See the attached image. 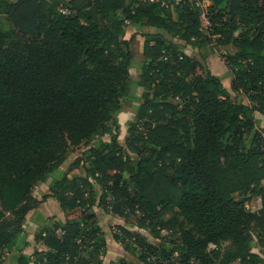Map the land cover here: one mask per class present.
Instances as JSON below:
<instances>
[{"label":"trees","instance_id":"1","mask_svg":"<svg viewBox=\"0 0 264 264\" xmlns=\"http://www.w3.org/2000/svg\"><path fill=\"white\" fill-rule=\"evenodd\" d=\"M211 2L210 7L226 15L225 21L214 25L222 47L217 53L255 104L219 100L228 95V90L218 76L208 72L203 76L200 61L183 53L176 42L151 33L143 43V55L149 61L137 83L152 91L151 95L143 94L137 111L138 118L145 120L141 140L150 146V156L137 160L127 157L123 145L113 137L89 147L85 177L68 178L65 174L46 187L47 175L57 170L75 145L100 129L110 131L107 123L122 111V102L135 99L129 73L132 39H119L124 26L162 27L183 45L198 49H206L207 38L199 29L196 9L186 1L174 5V18L150 1H139L132 10L125 6V0H0V171L15 174L9 181L0 174V250H13L24 221L49 196L57 198L64 212L80 210L77 217L65 222L53 216V232L36 236L50 251L36 260L15 253V264H128L124 257L115 261L98 257L104 233L93 221L94 213L87 211L106 198V191L111 203H116L118 216L123 213L117 204H129L141 211L144 222L151 220L155 225L153 220L157 219L160 228L172 230L178 219L164 220L163 216L185 208L186 226L191 222L203 236L212 232V244L216 245L217 239L227 243L209 254L205 243L189 230L183 235V243L170 249L176 259L163 264H264V257L252 251L264 250V190L256 185L250 189L253 194L261 193V207L253 212L245 200L231 195L236 187L222 190L218 179L207 171L208 164L223 161L230 165L242 136L253 129V113L264 111V0ZM59 4L68 5L73 13H59ZM119 10L124 16L118 15ZM245 19L261 31L241 35L238 50L232 54L223 46L232 38L236 22ZM162 50L172 51L173 57L164 61ZM207 50L206 55L215 53ZM169 96L195 104L192 122L181 113L183 106L171 103ZM228 133L233 145L222 146L221 139ZM261 138L260 131H254L251 144L256 145ZM128 150L136 152L137 147L129 143ZM177 161L182 164L174 169L179 176L176 180L166 170ZM124 173L134 183L133 197ZM189 174L202 182L191 193L182 187ZM91 178L101 186L98 197ZM35 186L50 192L37 200L31 194ZM4 213H12L14 221L3 220ZM86 238L92 241L93 249L88 258L81 257ZM151 257L147 259L153 260Z\"/></svg>","mask_w":264,"mask_h":264},{"label":"rangeland","instance_id":"2","mask_svg":"<svg viewBox=\"0 0 264 264\" xmlns=\"http://www.w3.org/2000/svg\"><path fill=\"white\" fill-rule=\"evenodd\" d=\"M210 13L215 27L219 26L223 21H225L226 15L222 12H217V10L210 7ZM1 18H6V16H1ZM6 24L8 27L13 28V25L10 21H7ZM258 31H261V28L258 30L257 27H253L248 22V19L237 21L236 27L233 28L232 38L229 39L223 47L226 49V51L235 54L238 50L237 41L240 40L241 35L247 32L251 36V33H258ZM214 33H217L216 29L214 30ZM262 34L263 35L261 38L264 42V32H262ZM206 38V51H208L207 49H210L215 50V53H217L218 50L222 48L220 46V38H211V40L208 39V37ZM176 43L182 47L181 44L178 42ZM134 44L135 43L132 40V45ZM221 59L224 60V58ZM132 61H136L137 63L139 58L133 54ZM202 65L204 67L203 76H205L207 72L211 74V64L204 62ZM141 70L142 66L140 67L139 65L134 66L133 69H129L130 78L132 81L131 93L135 99L123 101L122 111H126L127 109L131 111V117L129 118L130 120L126 119L127 116H122L119 118L118 113L115 117V120L109 121L107 123L110 131H103L100 129L99 132L93 137L84 140L81 142V144L75 145L73 147V152L66 158H71V168L74 167L84 172L86 167L89 166V147L99 144L101 141H108L113 137H116L123 145L127 157L137 160L139 158L147 159L150 156V146L144 145L141 140V138L145 136V120L139 119L137 116V111L144 99L143 94L145 93L151 95L152 93L150 89L137 84L140 78ZM188 80L192 82L193 76L188 77ZM227 88L228 95L219 97V100L227 99V101L236 104H255V100L252 98L250 93L245 92L240 86H238L234 73L232 72L230 73V80L227 84ZM207 89L211 90L212 86H208ZM168 99L173 104H179L180 107L183 106L184 109H182L181 113L185 114L189 121L192 122V118L196 114L197 109L194 103H190L189 100L174 96H169ZM204 113H207V110L204 111ZM253 115V129L250 133L244 134L242 136V141L239 142V146L237 147V153L232 158L230 163L231 167L228 163H223V161H221L217 164H208L209 168L207 171L209 172L210 177L212 176V178L215 180L218 179V185L222 190L227 191L230 189V187H236L235 190L231 192V195L236 199L245 200V204L248 206V208L253 212H257L261 207V193L258 192L257 194H253L250 189L256 185L258 188L264 190V111H255ZM254 131H260L262 137L261 141L256 145L255 143L251 144ZM183 138L184 137L181 136V139ZM129 143H134V145H136V152L128 150ZM221 145H233L232 135L230 133L226 134L221 139ZM181 164L182 162L177 161L175 164L169 165L166 170V174L169 177L177 180L179 176L174 172V169L176 167H181ZM67 165H69V163L64 166V170L66 169ZM149 169L152 170L153 165H150ZM54 172L49 173L46 178H48V176H50V174L52 175ZM0 174L6 181H9L15 176L12 171L7 170H1ZM123 176L125 183L130 185L128 188L131 197H133L135 190L134 183H132L128 174L124 173ZM184 180L187 183L182 185V187L187 192L191 193L193 188L202 186L201 180L197 179V177H195L193 174L186 175ZM91 181L95 184L97 197L100 196L102 192L101 186L97 184L92 178ZM245 184H247L246 188ZM35 191V187L31 189L32 193ZM104 194H106V198L101 201H97V203H95L87 211L89 214L94 213L95 220L93 221L102 229L104 233L103 238L100 241L104 243V247L100 246L99 250L97 251L100 257L105 256L107 250L110 249L115 253V255L117 254L118 257H124L128 264H163L167 260L173 261L176 259L177 255L171 254L170 249L174 245L183 243V235L186 231L189 232V230H192L195 238H198L205 243V251L209 254H211L212 250L217 249L216 246L223 247L227 244L220 239H217L216 245L212 244L210 242L212 232H209L203 236L197 227L191 222H188V225L186 226L185 217L187 212L185 211V208H177L174 212L167 213L163 216L164 220H168L172 217L174 219H178L174 223V229L170 230L160 228L157 219L153 220L156 221L154 222L155 225L151 224V220H146L144 222L141 219V211L136 206L131 207L129 204L120 202L117 205L123 213V216H120L121 225L115 223L111 224V222H109V218L118 216L114 209L116 203H111L112 198L109 191H106ZM131 197L129 200H132ZM79 214L80 210L78 213L74 212V214L71 213L69 216L75 218ZM4 216L5 217L3 220L5 221H14V216L12 213H4ZM91 221L87 223L85 227L87 229L86 231H88L90 228L88 226ZM143 224H147L148 226H143ZM25 225H28L27 220L24 221L22 229ZM121 228L125 229L129 235L122 232ZM114 237H117V239H114ZM91 243L92 241H89L87 238L85 239L84 247L86 250L81 253V257L88 258L89 255L93 253V249L90 246ZM149 247L154 248L155 251L151 252L148 249ZM15 251L16 249L7 253L5 249H1L0 253L2 257L0 258V264H15ZM102 251H104V253ZM46 252L40 253L44 254ZM40 253L38 252L36 255L39 256ZM148 256H152L151 259L153 260H148Z\"/></svg>","mask_w":264,"mask_h":264},{"label":"crops","instance_id":"3","mask_svg":"<svg viewBox=\"0 0 264 264\" xmlns=\"http://www.w3.org/2000/svg\"><path fill=\"white\" fill-rule=\"evenodd\" d=\"M64 1L69 2L70 0H64ZM139 1H150V0H125V6L128 9L134 10L137 7ZM181 1L188 2V0H174V3H171L172 6L170 8H167V9L164 8V9L167 11L168 14L170 13L174 14V11H175L174 5H176L177 3H180ZM208 3L211 6V3H212L211 0H209ZM117 13L119 16H124L122 11L120 10ZM174 18H176L175 14H174ZM122 29L123 30L119 36V39L126 40V41H129L132 39L135 44L132 45V42H131L130 49L132 50L134 56H137L139 58V61H137V63L136 61H132V65L130 69H133L134 66H137V65H139L140 67L141 66L143 67L145 64L148 63L149 60L146 59L145 56L143 55V43L147 37L151 38V36H148V35L153 33L162 38L170 39L173 42H178L179 44L182 45V47L180 46V49L183 51V53H185L186 55H188L189 57L195 60L200 61L202 64H204V62L210 63L212 67L211 74L214 76H218L220 78V81L223 87L225 89H228L227 84L230 80V73L228 72V65L224 60L221 59V57L217 53H213V54L210 53L206 55L205 47H203L202 49H198V48H193L189 45L185 46L181 43V40H179L177 36H173L171 32H168L162 27L153 28V27H149L146 25L144 26L141 24L128 23ZM204 54L206 56H205V59L202 60L201 56H203ZM130 114H131V111L127 109L126 111H120L118 116L119 118H121L122 116H127V118L126 117L124 118L130 120L129 119L131 117ZM67 163H69V165H67L66 169L64 170V166ZM71 163H72L71 158L65 159L61 163V165L57 168V170H55V172L52 173V175L50 174V176H48V178L45 179V182H44L45 186L46 187L52 186L56 180L60 179L65 174L67 175L68 178H72L74 176L85 177L86 175L85 170L84 172H82L79 169L74 168V167L69 168ZM35 188H36V191L32 193V196L36 198L37 200H40L41 196L44 193L50 192L48 189L41 190L38 186H35ZM77 211L78 209L64 212L57 198L51 197V196L46 198L44 201L39 202L38 207L26 218L28 225L23 226V232L21 233L20 240L18 244L15 247H13L12 251L16 249L15 251L16 253H24V254L30 255L33 260L38 259L39 256L42 254L40 252L50 251V249L43 244L42 240L40 239L37 240L36 236L39 235L40 233L43 236L50 235L53 232L52 225L55 222L53 219V216H55L61 222H65L66 220L71 218L69 216L71 213L73 214L74 212H77ZM120 220H121L120 216H114L112 218H109V222H111V224L115 223V224L121 225ZM47 227H49L48 230H46ZM252 251L258 253L261 258L264 257V250H263V253H260L257 248H252ZM38 252L40 253L39 256L36 255V253ZM118 258L120 257H118L117 254L115 255V253L112 252V250L110 249L107 250L105 256L103 257L99 256V259L101 261H104V260L115 261ZM232 264H239V262L236 261L235 263H232Z\"/></svg>","mask_w":264,"mask_h":264},{"label":"built area","instance_id":"4","mask_svg":"<svg viewBox=\"0 0 264 264\" xmlns=\"http://www.w3.org/2000/svg\"><path fill=\"white\" fill-rule=\"evenodd\" d=\"M150 2H157L161 8H170L172 6L171 2L168 0H150ZM209 0H188V3L193 9H196L199 19V29L203 34L211 40V38H220L219 33H214V23L211 19ZM58 12L63 15H69L73 13V9L66 4H59ZM173 57L172 51L162 50V58L164 61H168ZM180 59L181 56L178 55ZM242 62V61H241ZM243 63V62H242ZM236 68H234L235 70ZM233 73V72H232Z\"/></svg>","mask_w":264,"mask_h":264}]
</instances>
